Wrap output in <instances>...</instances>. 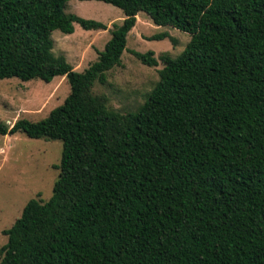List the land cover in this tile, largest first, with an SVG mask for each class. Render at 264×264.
Segmentation results:
<instances>
[{"label":"trees","instance_id":"obj_1","mask_svg":"<svg viewBox=\"0 0 264 264\" xmlns=\"http://www.w3.org/2000/svg\"><path fill=\"white\" fill-rule=\"evenodd\" d=\"M67 1L0 0V79L71 87L42 120L0 121V134L63 142L51 197L4 230L0 264H264V0H99L125 18L82 72L53 54L52 32L108 25ZM141 12L191 40L121 113L93 87L122 64Z\"/></svg>","mask_w":264,"mask_h":264},{"label":"rangeland","instance_id":"obj_2","mask_svg":"<svg viewBox=\"0 0 264 264\" xmlns=\"http://www.w3.org/2000/svg\"><path fill=\"white\" fill-rule=\"evenodd\" d=\"M66 11L103 22L107 29L83 28L74 23L70 34L56 29L52 32V52L64 57L79 72L99 57L112 37L114 24H121L124 11L99 0H68ZM128 33L122 64L107 73V81L95 83L93 92L105 94L110 109L127 113L143 104L159 81L164 66L163 55L177 57L191 40V34L172 26L158 25L145 13ZM166 34L162 38L154 35ZM133 51H154L158 66H149ZM66 76H56L50 82L41 79L23 81L17 77L0 79V121L12 125L20 118L39 121L47 117L70 94ZM63 142L60 139L31 138L23 132L0 134V248L8 242L5 229L21 216L32 198L49 199L60 173ZM2 256H0V262Z\"/></svg>","mask_w":264,"mask_h":264},{"label":"crops","instance_id":"obj_3","mask_svg":"<svg viewBox=\"0 0 264 264\" xmlns=\"http://www.w3.org/2000/svg\"><path fill=\"white\" fill-rule=\"evenodd\" d=\"M139 14H140V13H139ZM139 18H140V16L138 15V16H137V23H138V21H139ZM137 23H136V24H137Z\"/></svg>","mask_w":264,"mask_h":264}]
</instances>
